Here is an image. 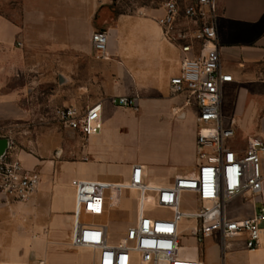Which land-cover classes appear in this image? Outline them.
I'll return each mask as SVG.
<instances>
[{
    "label": "crops",
    "instance_id": "0c3cea01",
    "mask_svg": "<svg viewBox=\"0 0 264 264\" xmlns=\"http://www.w3.org/2000/svg\"><path fill=\"white\" fill-rule=\"evenodd\" d=\"M121 1H0V123L28 116L25 107L31 97L25 95L31 91H43L44 103L50 106L103 104V130L86 139L80 159L62 162L56 171L53 161L38 169L42 182L32 198L48 203L49 213L55 214L50 224L65 213L64 187L75 211L74 178L124 183L127 181H113L108 171L124 164L130 179L133 166L142 164L150 186L159 188L199 169L198 107L187 102V94H174L171 89V79L181 73L182 52L166 39L158 21L166 14V0H127V9L121 7ZM216 2L222 64L234 76L227 84L231 102L226 104V114L222 113L227 121L235 119L239 131H246L235 141L244 150L251 137L264 142V0ZM98 30L108 31L107 59L98 58L93 47L92 36ZM134 95L139 97L137 109L113 102ZM133 110L147 140L154 133L164 140L160 151L131 161L124 153V131ZM62 153L60 149L58 156ZM20 158L26 168L37 169V158ZM262 158L264 167V151ZM90 168L99 172L89 175ZM62 173L72 175L68 183L60 180ZM247 203L254 204L255 199L249 198ZM47 225L42 223L38 229ZM71 242L72 237L68 245L73 247ZM248 253L259 264L258 257L264 259V238L261 247Z\"/></svg>",
    "mask_w": 264,
    "mask_h": 264
},
{
    "label": "built area",
    "instance_id": "2783aa9c",
    "mask_svg": "<svg viewBox=\"0 0 264 264\" xmlns=\"http://www.w3.org/2000/svg\"><path fill=\"white\" fill-rule=\"evenodd\" d=\"M153 1V0H151ZM166 14L158 19L167 39L182 52L181 73L171 79L174 94H187V102L198 107L197 145L199 169L195 174L177 177L167 187L146 184V169L135 164L128 184L95 179L74 178L76 219L73 248L90 247L93 264H208L206 260L185 254L182 245V223L185 218L197 224L190 235L198 243L218 233L223 248L228 239L245 237L248 250L261 247L264 238V142L251 137L243 150L236 147L235 119L225 121L222 113L224 87L234 81L221 58L219 37L220 13L216 0H166ZM98 58H108L109 35L98 30L92 36ZM115 104L137 109L139 97L120 96ZM102 102L79 107L65 105L57 109V119L67 130L87 139L98 135L104 127ZM0 138H9L10 145L0 157V194L5 199L26 202L32 198L42 182L40 170L24 166L16 150L15 139L0 127ZM137 189L157 208L168 209L171 216L147 215L145 210L136 222L128 226L122 242H110L108 225L82 222V214L102 217L115 208L124 190ZM184 193L196 195L197 210H182ZM249 198L261 203L258 212L235 217L228 212L234 200ZM35 264H48L39 261Z\"/></svg>",
    "mask_w": 264,
    "mask_h": 264
},
{
    "label": "rangeland",
    "instance_id": "374dc122",
    "mask_svg": "<svg viewBox=\"0 0 264 264\" xmlns=\"http://www.w3.org/2000/svg\"><path fill=\"white\" fill-rule=\"evenodd\" d=\"M127 2V0H122L121 7H124ZM127 8L124 7V9ZM6 9L10 10L9 7ZM9 91L12 92V90ZM31 93L25 95V97H31V102L25 107L28 113L25 119L19 121L9 120L0 123L5 133L15 139L19 157L20 155H27L37 158L39 160L37 169L41 170L48 162L53 161L55 171L62 162L80 159L79 153L86 139L65 129L59 123L57 109L62 106L46 105L44 103L46 94L43 91H31ZM34 101L35 104H33ZM230 102L231 93L226 85L224 87L222 103V110L225 114L226 104H230ZM117 105L118 107H122L119 104ZM133 111L128 112V116L131 119L125 126L126 131H124L127 138L124 143V153L131 161L136 160L144 153L160 151L164 140L161 134L156 133L153 134L150 140H147L145 133L140 129L138 120L135 119L137 112ZM225 114L223 116L225 121H227L228 117ZM236 127L237 135L235 141L238 142L240 132L246 134V131H239L237 125ZM60 149L63 150V153L59 157L58 152ZM115 166L117 167L113 171L107 169L109 170V175H112L110 178L113 181L128 182L126 165L118 163ZM98 172L99 170L90 168L89 175ZM71 177L72 175L70 173H62L60 180L62 183H68ZM93 179L101 180L99 178ZM145 182L148 185L152 184L149 179H145ZM68 192V188L64 187L63 207L65 213L63 218L58 219L57 222L52 224H50V221L55 217V214L49 213L48 203L35 201L33 198L26 202H19L0 197L1 262L4 264H35L39 261H46L48 264L94 263L93 253L90 250L76 249L68 245L73 235L74 217L72 213L74 211V205L68 200ZM154 196L152 192L147 194V202L144 203L146 214L171 216L172 213L170 210L157 208L153 204L151 200ZM182 201L183 211L194 212L197 210L198 204L195 194L184 193ZM253 205L246 204L242 198H238L229 204L228 212L238 218L247 217L253 214ZM256 207L258 212H260L261 203L256 202ZM139 210V191L124 190L120 206L110 209L102 217H94L83 213L81 221L108 225L110 242L120 243L126 235L128 226L136 222ZM42 223L48 225L43 229H38ZM196 224L197 221L191 218H185L182 223V245L186 247V255L203 258L208 264H223V262L226 264H254L246 248L245 237L228 239L225 249L223 248L222 239L218 233H214L202 243H198L196 239L189 236L192 228ZM257 262L263 264L264 259L262 255L258 257Z\"/></svg>",
    "mask_w": 264,
    "mask_h": 264
},
{
    "label": "bare ground",
    "instance_id": "6f19581e",
    "mask_svg": "<svg viewBox=\"0 0 264 264\" xmlns=\"http://www.w3.org/2000/svg\"><path fill=\"white\" fill-rule=\"evenodd\" d=\"M128 182H124V184H128ZM158 188V187H157ZM132 190H136L138 191L137 189H132ZM124 192V191H123ZM140 193V210H139V214H141V212L144 210V203H143V197H142V193L139 191ZM122 196H123V193L119 196L115 206H120L121 205V202H122ZM147 197V195H146ZM139 216V215H138ZM75 222H76V219L74 217V229H75ZM74 229H73V235H74ZM73 235H72V240H73ZM72 243V242H71ZM80 249H84V250H90L92 253H93V250L90 248V247H80Z\"/></svg>",
    "mask_w": 264,
    "mask_h": 264
},
{
    "label": "water",
    "instance_id": "95a60500",
    "mask_svg": "<svg viewBox=\"0 0 264 264\" xmlns=\"http://www.w3.org/2000/svg\"><path fill=\"white\" fill-rule=\"evenodd\" d=\"M10 139L9 138H0V157H3L9 148Z\"/></svg>",
    "mask_w": 264,
    "mask_h": 264
}]
</instances>
